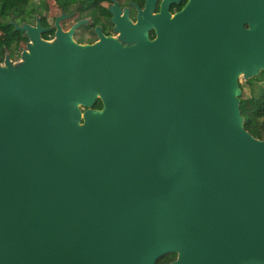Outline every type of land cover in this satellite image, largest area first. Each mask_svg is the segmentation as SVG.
I'll list each match as a JSON object with an SVG mask.
<instances>
[{"label":"water","instance_id":"1","mask_svg":"<svg viewBox=\"0 0 264 264\" xmlns=\"http://www.w3.org/2000/svg\"><path fill=\"white\" fill-rule=\"evenodd\" d=\"M145 1L136 23L114 2L119 35L94 44L12 22L28 43L0 63V264H264V138L241 109L264 0Z\"/></svg>","mask_w":264,"mask_h":264},{"label":"flooded vegetation","instance_id":"2","mask_svg":"<svg viewBox=\"0 0 264 264\" xmlns=\"http://www.w3.org/2000/svg\"><path fill=\"white\" fill-rule=\"evenodd\" d=\"M163 0H155V8L154 13H158L161 9V2ZM106 5L104 6L102 2H98L97 4L93 3L91 0L81 1L76 6H58L57 9L50 8L49 6H45V12L41 10V8L37 6H29L27 7L24 17L25 19L15 20V16L11 15L8 18V24L11 26L9 31L12 33H20L27 40L25 42L28 43L27 36L24 35V32L17 29L15 30V25L12 23H17L19 26L24 24H29L35 26L37 21L40 20L41 24L43 22L46 25H43L44 28H47V32H43V37L46 39H53L55 37V23L59 21L61 27L64 31H68L70 29H74L73 38L76 42L80 44H94L100 40L99 32H102L105 36L117 37L119 35V31L115 29V23L113 21L114 13L110 10L111 5L114 2L117 3L116 10H119V15L125 14L127 12V18L131 20L132 23H136L138 21L139 11L145 10V0H105ZM187 0H181L179 3H171L169 6V10L171 13H176L186 5ZM86 4L91 5L90 7L85 6ZM249 5L254 9L260 4L257 0H240V5L242 7ZM138 5V7H137ZM6 20V19H5ZM6 26V25H5ZM248 27V24H245ZM3 28L2 30H6ZM4 35V32L2 31ZM148 34L151 39L156 37V32L154 29H147ZM47 33V37L44 34ZM2 35V36H3ZM7 37V36H3ZM9 38V37H8ZM8 53H5L4 58ZM3 61V60H2ZM1 61V62H2ZM93 109H102L103 104L99 99H97L96 103L92 107ZM83 111L87 108L82 107Z\"/></svg>","mask_w":264,"mask_h":264},{"label":"trees","instance_id":"3","mask_svg":"<svg viewBox=\"0 0 264 264\" xmlns=\"http://www.w3.org/2000/svg\"><path fill=\"white\" fill-rule=\"evenodd\" d=\"M34 1L35 0H0V30L7 26V29L2 31H9L11 26L7 22L11 15L15 16V20H19V18L25 19L24 14L27 7L35 6L33 4ZM56 1L62 6H67L69 4V0ZM91 1L95 4L102 2L104 6L106 5V2L104 3L105 0ZM43 25H46V23L43 22ZM44 36L47 37V33H45ZM7 51L11 56L13 55L14 43L10 38L3 37L0 34V62L4 60ZM263 73L264 71L256 78L248 80V82L252 84L254 80H264ZM262 91L263 93L256 98L242 99L241 104L242 114L245 117V128L258 138H264V88ZM175 259L176 254L168 253L161 257L156 264H167Z\"/></svg>","mask_w":264,"mask_h":264},{"label":"rangeland","instance_id":"4","mask_svg":"<svg viewBox=\"0 0 264 264\" xmlns=\"http://www.w3.org/2000/svg\"><path fill=\"white\" fill-rule=\"evenodd\" d=\"M81 1L82 0H69V4H71L70 6L72 7V6L78 5L79 2H81ZM33 4L35 6L41 8V10L43 12H45V6L46 5L49 6L50 8H55V9H57V7L61 5L56 0H35L33 2ZM85 6L90 7L91 5L86 4ZM0 34L3 35L1 30H0ZM3 36L9 37L14 43L13 55L11 56L8 51H7V53H8L7 55H10L12 61L19 60L20 54H21L22 50L25 48L24 45H25V42L27 39L24 36H22L20 33L15 34V33H12L11 31L4 32ZM263 76H264V73H263ZM241 86L243 89V93L241 95L242 99L256 98L257 96H259L260 94L263 93L262 90L264 88V80H262V79L261 80H254L253 83L251 84L247 80H244L243 78H241Z\"/></svg>","mask_w":264,"mask_h":264}]
</instances>
